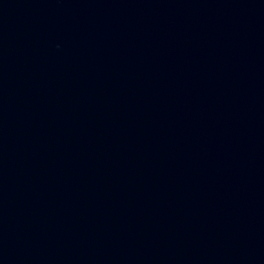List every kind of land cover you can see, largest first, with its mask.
Returning a JSON list of instances; mask_svg holds the SVG:
<instances>
[{
	"label": "water",
	"instance_id": "1",
	"mask_svg": "<svg viewBox=\"0 0 264 264\" xmlns=\"http://www.w3.org/2000/svg\"><path fill=\"white\" fill-rule=\"evenodd\" d=\"M0 264H264V0H0Z\"/></svg>",
	"mask_w": 264,
	"mask_h": 264
}]
</instances>
